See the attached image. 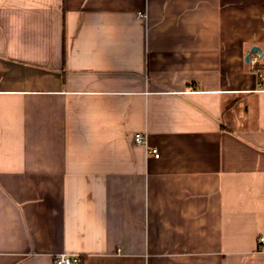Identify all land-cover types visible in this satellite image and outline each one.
Masks as SVG:
<instances>
[{
  "label": "crops",
  "instance_id": "crops-1",
  "mask_svg": "<svg viewBox=\"0 0 264 264\" xmlns=\"http://www.w3.org/2000/svg\"><path fill=\"white\" fill-rule=\"evenodd\" d=\"M59 254L264 264V0H0V264Z\"/></svg>",
  "mask_w": 264,
  "mask_h": 264
},
{
  "label": "built area",
  "instance_id": "built-area-1",
  "mask_svg": "<svg viewBox=\"0 0 264 264\" xmlns=\"http://www.w3.org/2000/svg\"><path fill=\"white\" fill-rule=\"evenodd\" d=\"M138 17H145V13L143 11H139L137 13ZM134 142L136 144H146L147 143V136L143 132H137L134 135ZM149 152L155 155V157H159V151L157 148H150L148 149ZM78 261V257L74 255H67V254H59L55 257V264H72Z\"/></svg>",
  "mask_w": 264,
  "mask_h": 264
},
{
  "label": "water",
  "instance_id": "water-1",
  "mask_svg": "<svg viewBox=\"0 0 264 264\" xmlns=\"http://www.w3.org/2000/svg\"><path fill=\"white\" fill-rule=\"evenodd\" d=\"M253 52H261V49H260V47H258V46H254V47H252V49L250 50V52H249V54L247 55V60L250 58V55H251V53H253Z\"/></svg>",
  "mask_w": 264,
  "mask_h": 264
}]
</instances>
